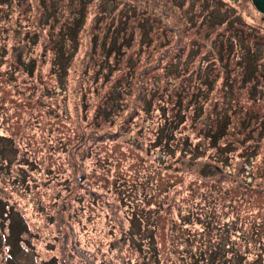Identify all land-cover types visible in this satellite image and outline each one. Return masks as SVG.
<instances>
[{"label":"rangeland","instance_id":"374dc122","mask_svg":"<svg viewBox=\"0 0 264 264\" xmlns=\"http://www.w3.org/2000/svg\"><path fill=\"white\" fill-rule=\"evenodd\" d=\"M222 1L0 0V137L16 149L2 143L0 160L23 156L36 169L10 168L28 178L23 186L0 171V192L22 211L25 238L42 259H62L61 237L72 233L97 256L112 241L114 264H188L224 226L237 264H264V136L243 140L239 122L250 121L251 132L264 121V15L250 0V8ZM157 86L164 95L151 98ZM225 101L237 102L231 135L212 148L206 117L222 118ZM167 118L168 147H154ZM63 195L69 215L61 212L57 225ZM162 202L169 223L152 216ZM165 225L170 241L164 230L150 235ZM124 232L132 237L122 246ZM30 250L18 253L20 264H35ZM80 258L89 264L86 253Z\"/></svg>","mask_w":264,"mask_h":264},{"label":"trees","instance_id":"16d2710c","mask_svg":"<svg viewBox=\"0 0 264 264\" xmlns=\"http://www.w3.org/2000/svg\"><path fill=\"white\" fill-rule=\"evenodd\" d=\"M247 2H248L247 5L249 6L248 8H250L251 5L249 4V0H247ZM219 3H223V1L222 0H216V5ZM211 11L212 10H210V13H211ZM221 21H222V23L225 22L224 19H222ZM228 22H231V20ZM222 23H220V24H222ZM241 33L242 32H240V34ZM206 51L204 53H206ZM250 54H252V56L255 55V53H253V52L252 53L250 52ZM201 58H202V56H200V54L198 55L196 53L194 55V57L192 58V60H193V62L196 59L200 61ZM185 59H186V57H185ZM261 61H262V58L260 57V59L258 58L257 61H255V64H257V62L260 64ZM183 62H184V60L182 61V63ZM31 64H33V63L31 62ZM29 66L32 69V65H29ZM177 71L182 73L181 76H187V75L192 74L194 70H192L189 74L186 71L182 72L180 69H178ZM174 74H177L176 77L173 75L174 78H177L178 73L175 71ZM225 76L226 75H224L223 77H225ZM155 87L153 90L149 89L152 92L151 93L149 91L151 93L150 94L151 98L152 97L157 98L159 96H163L164 92L161 91V87L157 86L156 90H155ZM227 91L229 92L230 95H232L231 90H227ZM165 96L167 98L171 97V93L168 92V94H166ZM223 96L224 95H222V97ZM209 101L210 100H206L205 102L207 103ZM117 104L119 106V103H117ZM236 104H237V102L234 105H231L230 101H228V102L225 101L224 103H222L223 106H226V110L230 109L229 110L230 113H226V110H225L224 116L222 118H221V116L220 117L216 116L213 119H209L208 117H206V120H207L206 123H208V126H209L207 129V132L205 133L206 134L205 137L206 138L208 137V139H209L208 140V146H212V148H215L216 143L220 142L221 140H226V138L229 135H231V133L229 131V125L231 124L229 122V118L231 116V113H233V114L236 113V111H235L237 109ZM202 106L203 105H201L198 108V111H196V112H199L200 116L198 117L197 121H200V122L202 121L203 116L206 115V113L204 114V109ZM123 111H124V109L123 108L121 109V107H119L117 110H115L116 114L119 112H123ZM112 119H109V120L112 121ZM239 122L241 123L240 132L242 133V137H243L242 139L243 140H244V138H247V137H248V140L253 139V137H250V136L253 135L254 132H257V136H256L257 142L259 141L260 136H264V121H262V123H261L262 126H260V124L258 125L259 126L258 130L256 129V127H254L253 130L251 129L252 130L251 132H250V130L248 131V126L250 125V121L246 120L245 118H243V119L240 118ZM170 123L171 122L170 121L168 122V118H167V119H164V123L161 124L160 127H158V129L160 131L156 136L157 137L156 140L154 141V147H155L156 143H157V145L159 144L160 140L162 141L160 146H159L160 148L168 147L167 141H169L170 137H172V136H170L171 135L170 134V130H171L170 129V126H171ZM210 123H212L213 125L211 126ZM107 136L108 135H103L101 138L102 139H108L109 137H107ZM163 137L166 140L162 139ZM0 141H1L0 145L3 143L5 145V147L11 146V149H14L16 151L15 146L13 145L14 144L13 139L11 137H10V139H8V138L4 139L1 136ZM94 141L95 140H93L92 143H94ZM8 143H11V145H9ZM250 146H252V145H250ZM231 150L234 151V148H231ZM220 152L226 153V158H231L230 155L228 156L229 149L227 151H225L224 148H220ZM1 155L2 154L0 151V158H1ZM250 155H252V152L247 153L246 158L248 159L250 157ZM22 157L23 156L19 157L18 159L16 157H13L14 158L13 162L7 161L6 163H3L2 160H0L1 161L0 162V171L4 172L5 177L7 178V180L9 182L11 179V182L13 184L15 183L16 185H20V186H23V184L27 181L28 178L25 177V179L20 182L21 176L18 173H17V175L19 177H17V178L11 177L10 168L13 165L17 164V165H19V168L17 169V171L18 170L21 171L22 169L20 167L21 166L20 163H23V165H27V169H28L27 171H29V169L36 170V169L32 168V166L29 165L26 162V160L21 161ZM208 168L210 170L211 165H209ZM243 169L244 168H242V170ZM20 174H22V173H20ZM25 187L28 188L27 183H26ZM175 187H176V185L175 186L172 185L168 190L165 189L164 191L165 192H167V191L172 192V190ZM72 192L74 193V190H72L71 192H69L67 194L71 195ZM2 193L3 192L1 191L0 192V264H20V262H18V260H17L18 253H20L21 250H23V251L26 250L25 253L28 254V250H30V249H31L30 250L31 253L35 252V246L30 247L31 246V244L29 242L30 238L29 237L25 238L27 233H29V227H28V224L26 223V221L24 220V216L22 214V211L19 210V208H17L16 205H13L15 203L12 202L10 197H5V195ZM66 195L62 196L63 198H62V204L60 206V209H56V207L54 208L55 210L53 211V214H52L54 217H56V219L53 221L54 224L58 225L61 223L59 220V217H58V216H61V214H60L61 212L62 213H68V215H69L68 210L66 209V207H64V206H67V204L63 203V201L66 199V197H65ZM170 198H171V196H170ZM166 203L167 202H165V203L162 202V205L159 207V210H157V212H155L152 216L155 215L156 219L158 217H162L161 222H164L165 221L164 218H166L167 219L166 222L169 223V218H170V216H173V215L171 213L172 211H168L166 209V207H167ZM168 203H169V201H168ZM55 214H56V216H55ZM47 216L49 217L50 215H47ZM61 220H62V218H61ZM186 220L187 219H185L184 217L182 218V220H181V218L179 219V223H178L179 228H181L183 230L186 229V226H183V225H185V224L187 225L189 223V221L188 220L186 221ZM145 225L146 224L143 221L141 222V224L140 223L138 224V228L140 227L139 231H138L139 238H140V233H145V230H146V228L144 227ZM205 227L208 229L211 227V225L205 224ZM56 229H57V227H56ZM170 229H171V227L169 225H165V229H164V227L158 228V227L152 226L150 235L153 233V236H155L156 234H157V236H159V234L161 232H163V230H164V233H166V234H164V237L170 241L171 240V238L169 237V235H171L169 233ZM215 231H216V233H214V238H211V236L209 238V236H208V238L205 239L204 242H200L197 245V249L194 251V253H191L192 254L190 257L191 262H189L188 264H237L236 263L237 259H236V257H234V255L239 253L240 250H239L237 244H235L236 242L231 240V242H229V244L225 245L226 244L225 243L226 230H225L224 226H219V227L216 226ZM71 235H72V233L71 234L67 233L65 235H62V237H61L62 242L64 243L63 244L64 253L62 254L63 255L62 259L52 257V256L48 259H47V257L42 259L39 255V252H35L34 254H32L33 255V262L35 264H58V263H60V264H83L82 260H80L81 259L80 255L86 253V260L89 262V264H114L113 261H115V259L113 257H108L110 255L109 251L112 249L110 246H113L112 241L110 244L107 245V248L103 251V253H102L104 255V257H103L100 254H99V256H97V252H95V251L90 252V250L86 249L85 246L82 248L78 244L77 238L75 237V235L73 234L72 237H71ZM74 237H75V239H74ZM125 237L130 239L132 237V234L130 232L129 233L124 232V234L121 235V239L119 236V239L123 241V242L121 241L122 246L124 245V241H125L124 238ZM211 239H213V240L211 241ZM226 239L228 241V237ZM262 241H264V239ZM262 241H261V239L258 241V245H260L259 249H261V242ZM262 251H264L263 248H262ZM217 253H218V255H217ZM72 256H74V258H72ZM64 258H66V260ZM67 258H68V260H67ZM166 259H167V257H164V258L162 257L160 259V262H162V264H164L167 261ZM72 260H73V263H72ZM65 261H66V263H65ZM116 263L117 264H129V262L126 259L121 260V261L119 260V262H116ZM178 264H181V263L179 262ZM248 264H250V263H248Z\"/></svg>","mask_w":264,"mask_h":264},{"label":"water","instance_id":"95a60500","mask_svg":"<svg viewBox=\"0 0 264 264\" xmlns=\"http://www.w3.org/2000/svg\"><path fill=\"white\" fill-rule=\"evenodd\" d=\"M237 1V0H230ZM253 8H256L261 14L264 15V0H250Z\"/></svg>","mask_w":264,"mask_h":264}]
</instances>
